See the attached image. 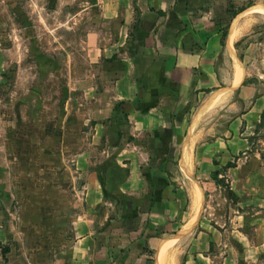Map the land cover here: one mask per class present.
<instances>
[{
    "label": "crops",
    "instance_id": "obj_1",
    "mask_svg": "<svg viewBox=\"0 0 264 264\" xmlns=\"http://www.w3.org/2000/svg\"><path fill=\"white\" fill-rule=\"evenodd\" d=\"M85 2L86 6L75 15L84 14L87 18L89 54L121 68L113 82L112 94L117 102L125 103L124 113L120 114L125 124L117 126L111 136L110 145L117 150L114 157L109 155L105 159V174L101 176L99 169L86 166L79 158L81 174L86 176L81 187L84 203H73L75 211L60 221L68 227L65 233L44 237L52 240L54 248L49 243H39L38 264H258L256 260L249 262V252L258 250H249L248 235H243L246 243L238 250L226 242L230 233L225 234L219 228L222 222L238 218L232 208L229 214L225 209V214L216 215L219 208L205 204L193 222L197 212L194 200L193 203L188 200L183 187L178 186L172 166H177L179 174L191 171L192 158L195 168L208 162L214 167L210 171L218 168L221 173L226 166V173L232 177V190L237 195L242 192L245 196L240 195L243 196L240 199L249 202V164L242 163L247 157L236 160V156L249 148V126L261 116L263 101L260 97L252 100L257 89L244 83V76L235 86L234 72L229 79L232 88L239 91L241 103L230 105L234 116L229 128L223 137H217L206 147L198 138L190 139L191 129H197L202 113L193 112V101L208 89V93L219 91L220 81L225 79L219 62L224 56L227 64L226 55L234 59L232 51L238 31L246 30V19L235 23L239 16L260 3L257 0ZM103 112L112 118L109 122L121 117L115 107ZM169 131L170 140L166 141L164 137ZM3 158L0 148V218L3 206L8 211L12 203L11 189L3 183L8 174L4 169L7 164L1 163ZM114 172L122 178L112 188L107 175H115ZM258 192L264 196L263 189ZM188 208L194 214L188 213ZM1 224L0 219L3 242L11 237L7 235L8 223L6 228Z\"/></svg>",
    "mask_w": 264,
    "mask_h": 264
},
{
    "label": "rangeland",
    "instance_id": "obj_2",
    "mask_svg": "<svg viewBox=\"0 0 264 264\" xmlns=\"http://www.w3.org/2000/svg\"><path fill=\"white\" fill-rule=\"evenodd\" d=\"M257 2L238 17L235 24L246 19V30L238 31L232 51L235 64L242 63L244 81L257 89L252 100L263 101L261 116L248 129L249 148L236 156V160L247 157L241 162L249 164V202L240 199L242 192L232 190L226 166L221 173L218 168L210 171L214 167L208 162L195 168L192 158L189 173H177L175 165L172 171L192 203L193 190L200 186L201 209L215 205L216 215L233 209L238 218L219 224L223 233H230L226 242L239 250L246 243L243 235H248L249 250H258L249 252V262L264 264V196L258 192L264 190V0ZM85 6V0H0V148L1 163L8 171L3 183L12 192L9 210L3 206L0 218L4 228L8 223L11 237L0 240V264H38L39 243L54 248L44 237L65 233L68 227L60 221L75 211L73 203H84L81 187L86 176L81 174L79 158L102 176L105 159L117 150L110 145L111 136L125 124L120 115L125 103L115 100L112 85L121 68L89 54L87 18L75 15ZM223 57L219 64L225 79L219 91L208 93V89L192 104L193 112L202 113L190 140L198 138L205 147L223 137L234 116L230 105L241 103L229 79L234 59L226 55L225 64ZM110 107L120 119L109 122L112 118L103 110ZM171 131L164 140H170ZM180 149L176 144L178 153ZM107 176L112 188L122 178L116 173ZM186 211L194 214L191 208Z\"/></svg>",
    "mask_w": 264,
    "mask_h": 264
},
{
    "label": "bare ground",
    "instance_id": "obj_3",
    "mask_svg": "<svg viewBox=\"0 0 264 264\" xmlns=\"http://www.w3.org/2000/svg\"><path fill=\"white\" fill-rule=\"evenodd\" d=\"M262 11H264V9H261ZM235 77H234V85L235 86H238L242 80H243V76H244V70H243V66L242 64L237 61L236 64H235ZM234 86V87H235ZM221 96V95H220ZM217 97V96H216ZM217 99H215L216 101ZM220 101V100H219ZM191 153V152H190ZM187 158V156L185 157ZM189 159V158H188ZM194 188V187H193ZM193 196H194V199H195V202H194V207L197 209V212H196V215L195 217L193 218V222L195 221L198 213H199V209L201 208V188L200 186H198L196 184L194 190H193Z\"/></svg>",
    "mask_w": 264,
    "mask_h": 264
},
{
    "label": "trees",
    "instance_id": "obj_4",
    "mask_svg": "<svg viewBox=\"0 0 264 264\" xmlns=\"http://www.w3.org/2000/svg\"><path fill=\"white\" fill-rule=\"evenodd\" d=\"M224 35H226V33H224ZM244 83H246V82L244 81ZM121 103H124V102H121ZM231 164L232 163H228V166H231Z\"/></svg>",
    "mask_w": 264,
    "mask_h": 264
}]
</instances>
